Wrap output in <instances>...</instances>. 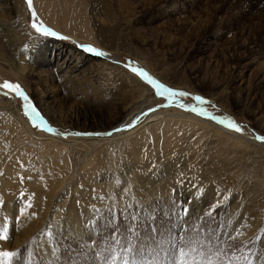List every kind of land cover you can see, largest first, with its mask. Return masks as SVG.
<instances>
[{
    "label": "rangeland",
    "instance_id": "rangeland-1",
    "mask_svg": "<svg viewBox=\"0 0 264 264\" xmlns=\"http://www.w3.org/2000/svg\"><path fill=\"white\" fill-rule=\"evenodd\" d=\"M123 3L108 4L111 20L103 27L115 29L116 42L110 51L99 39L98 46L75 40L33 16L35 0L32 9L27 0H0V25L13 30L9 36L18 44L17 50L5 45L2 57L9 61L0 60V235L9 236L0 241V251L18 253L7 264H262L264 154L233 136L264 147L257 139L264 137L257 123L264 118V0H131L127 5L133 7L132 14L119 9ZM23 9L34 38L40 37L37 41L22 24ZM43 28L48 35L42 34ZM58 44L72 65L73 56L80 60L77 67L70 65L67 71L60 56L50 66L34 59L42 51L55 52ZM88 46L106 55L89 52ZM144 49L153 58H163L166 69L180 63L184 78L194 83L189 88L179 85L173 80L181 76L175 74L166 82L159 79L139 64L136 52L143 55ZM132 67L191 95L168 99L167 93L157 95L155 90L135 91L127 92L124 101L123 92L144 81ZM192 69L200 70V76L191 75ZM88 76L93 91L84 84ZM200 78L211 87H202ZM5 82L19 84L29 100L3 88ZM214 84L222 86L217 90ZM220 92H228L229 99L224 101ZM25 103L30 107L25 109ZM180 113L211 121L234 135L200 121L191 130ZM223 117L232 118L241 131L219 123ZM169 123H180L179 141ZM45 124L53 131L44 130ZM135 127L146 135L136 147L147 154L140 164L141 159L128 155V146L127 151L121 146L120 134ZM77 132L92 135H73ZM62 135L59 147L42 141ZM109 136L113 142L97 149L72 143ZM54 151L60 157L51 160H62L63 166L55 164L50 174L33 173L39 172L35 163L50 159L47 154ZM166 172L172 186L161 192L158 181ZM224 180L230 182L223 186ZM0 264L5 258L0 257Z\"/></svg>",
    "mask_w": 264,
    "mask_h": 264
},
{
    "label": "bare ground",
    "instance_id": "bare-ground-1",
    "mask_svg": "<svg viewBox=\"0 0 264 264\" xmlns=\"http://www.w3.org/2000/svg\"><path fill=\"white\" fill-rule=\"evenodd\" d=\"M114 1V0H113ZM135 1V0H134ZM155 1V0H154ZM109 3H112V0L111 1H103V0H35V14L40 16L43 21L50 25L52 28H55L56 31H60V32H63L64 34L68 35L69 37L75 39V40H82V41H85V42H90L91 44H95V45H100L98 42H97V39H99V41L101 43H104L105 45H109V47H111L109 50L112 51V47L114 46V43H116L114 41V39L112 38L114 35V32H115V29H108V28H105L103 27V25L106 26L107 23L110 22L111 20V14H109V10H108V4ZM127 4H130L131 5V0H124V3L121 5V7L119 8L120 10L123 8L124 9V13L128 14H132L131 11L133 10L132 8L129 9L128 5ZM133 4V3H132ZM139 4V3H138ZM110 5V4H109ZM114 6V5H113ZM112 7V6H111ZM135 7V5H134ZM122 9V10H123ZM2 10V9H1ZM118 11V10H117ZM119 12V11H118ZM1 13V12H0ZM134 13V12H133ZM114 14V13H113ZM112 14V15H113ZM120 14V13H118ZM123 14V13H122ZM21 18H22V24L24 25V28L26 30V32L28 33V35L30 37H32L33 39H35V41H37L40 37L37 36L35 34V38L33 36L34 34V31L33 29L31 28V26L28 24V22L26 21V14H25V11L23 9L22 13H21ZM1 20V19H0ZM2 21V20H1ZM10 23V22H9ZM11 24V23H10ZM2 27H0V60H4V62H8L9 61V58L8 59H5L4 55L2 57V54H4V47L5 45L7 47L11 46V48H15L17 50L18 48V44H15L14 43V40L9 36V32H13V30H9V27L5 24L3 25H0ZM7 31V33H6ZM25 32V31H24ZM6 33V35H5ZM15 33V32H14ZM95 34V35H93ZM2 35V36H1ZM113 35V36H112ZM6 36V38H5ZM34 42V41H33ZM118 44V43H117ZM116 44V45H117ZM122 44L123 46L125 45L124 43H120ZM21 45V44H19ZM60 45L58 44L57 45V50L55 52H51L50 54L47 53V51H42L41 53H38V55L34 58L36 61L39 60L42 64H47V65H51L52 62L54 60H56L59 56L60 58L64 57V59H62L63 61L61 62V66H66L65 68H67V71H68V67L70 65L73 64V60H71L70 58H68L67 56H64L65 55V51L66 49L62 48V47H59ZM20 47V46H19ZM62 48V49H61ZM23 49V48H22ZM126 49V48H125ZM114 51V50H113ZM126 51L128 52V50L126 49ZM32 52V51H31ZM20 53V51L18 52ZM137 55H139L141 57V60H139V64L144 66L145 68H147L151 73H153L154 75H156L159 79L161 80H164L166 82V77H169V75H172V74H175L178 78V75H180L181 77L178 78V80H173L175 81L176 83H178L179 85H183V86H186L187 88H189L194 82H191L190 80L184 78V75L183 73L184 72H181V70H179L181 67H180V63L176 64V65H171V70L169 69H166L165 68V60L162 59H157V58H153L151 57V52L150 51H147L146 49H144V54L142 55L141 53L139 52H136ZM161 53V52H160ZM46 54V55H45ZM30 55V53H29ZM163 56V55H162ZM28 57V56H27ZM82 57H84L82 55ZM73 58L75 59V64L72 65L74 67H77L78 63L80 62L79 59H76V56ZM117 58L113 57L112 58V62L113 63H116L117 61L115 60ZM91 60V59H90ZM95 60V59H94ZM116 61V62H115ZM82 62V61H81ZM96 65H102V62L99 61V60H95ZM152 64V66H151ZM119 66H121L120 64H118ZM179 65V66H178ZM151 68H148L150 67ZM51 68V67H50ZM62 68V67H61ZM115 68H117L115 66ZM118 69L121 70V68L118 67ZM126 69V68H125ZM73 71V70H72ZM178 72V73H176ZM190 74L193 75L195 78L199 77L200 76V70H190ZM86 76V75H85ZM138 76V75H137ZM230 76V75H229ZM139 77V76H138ZM239 77V76H238ZM85 78V81H84V84L87 83L86 85L88 86V91H89V88L93 91V79H90V77L88 76L87 78ZM83 78V79H84ZM203 78V77H202ZM202 78H200V80H198L199 84L204 87H208L210 88L211 85L210 84H204L202 82ZM213 78H215L213 76ZM155 79V78H154ZM102 80V79H101ZM136 80L138 81L139 79L136 78ZM213 80V79H212ZM216 80V79H215ZM104 81V80H103ZM108 81V80H107ZM218 81V80H217ZM216 81V82H217ZM70 82V81H69ZM79 82V81H78ZM145 81H142V83H140L138 81V83H136L135 85H133V87L131 88H128L127 90H125L122 94V99L124 101H127V98H126V94L127 92L128 93H133L135 91H138V92H141V93H149L151 92V90H155V88L150 85V84H146L144 83ZM213 83V82H212ZM66 84V83H65ZM100 84L102 85L101 88H103L104 90L106 89H109L107 88L108 87V84H105V83H101ZM223 84V83H221ZM143 85L146 87L148 86L150 89H148L147 87L144 88ZM216 86H219V88L217 90L220 89V87L222 85L220 84H214ZM66 87V86H65ZM71 87V86H70ZM69 87V88H70ZM77 87V86H76ZM84 87V86H83ZM152 87V88H151ZM69 88H67L69 90ZM225 89H228L229 88V83H227V85L224 86ZM71 89V88H70ZM82 89V88H81ZM84 89V88H83ZM98 89V88H97ZM97 89H95V92L97 91ZM224 89V90H225ZM99 90V89H98ZM117 90V89H116ZM66 91V90H65ZM73 91V90H72ZM102 91V90H101ZM113 91V90H112ZM120 91V90H118ZM255 91V90H254ZM69 92V91H67ZM85 91L82 90V94H85L84 93ZM103 92V91H102ZM115 92V91H114ZM113 92V93H114ZM156 92V90H155ZM74 93V92H73ZM77 93V91H76ZM75 93V94H76ZM78 93H81V92H78ZM91 93V92H90ZM100 93V92H99ZM116 93V92H115ZM222 94L223 97H225L226 100L224 101H227L229 99V97L227 98V93H223V92H220ZM72 94V93H71ZM75 94H72V95H75ZM81 94V95H82ZM80 95V96H81ZM107 95H109L107 93ZM111 97V94L109 95ZM83 97V95H82ZM88 97V95H87ZM100 97V94L97 95V98ZM96 98V97H95ZM11 99V98H10ZM102 99V98H101ZM97 100V99H96ZM93 101V100H92ZM237 101V100H236ZM135 104V103H134ZM123 108H127V110L130 108L129 106L123 104ZM124 109V110H125ZM13 110L15 111V114L16 116L18 117V114H17V111L13 108ZM191 115V114H190ZM188 113L187 114H182L180 113V119L184 122V124H186L188 126L189 129L191 130H194L197 126H198V123L197 121H200V122H204L212 127H214L215 129H217L218 131L222 132V133H227L229 136H233L234 133L233 132H228V131H225L224 129H222L221 127L219 126H216L214 124H211L210 122H205L203 120H199L197 118H194L192 116H190ZM195 115V114H194ZM19 118V117H18ZM24 123V122H23ZM258 124L261 125V129L264 130V118L260 117L257 121ZM113 124V122H112ZM179 125L180 123H176L175 125L172 124V123H169V127H171V131L175 132L176 133V138L177 140L179 141L180 140V128H179ZM25 125H23V128H24ZM28 127V126H27ZM28 129L30 131H32V129H30V127H28ZM138 129H141L139 127H135V128H131V131H128L129 129H127L125 132L123 131L122 135L120 134V136H122V141L124 142V144H122L121 146L123 147L122 148V151H124V149L127 151L128 150V147L130 148L129 152H128V155L133 157V159L136 158V160H139L141 159V161H138L139 164L142 163L143 161L145 162V159L144 155L143 156V153L138 149L136 148L138 145L142 144L145 140V132L144 131H138ZM178 130V131H177ZM196 130V129H195ZM128 131V132H127ZM138 131V132H137ZM177 132H179V134H177ZM118 134V135H119ZM54 137V136H53ZM61 137L65 138L64 135L60 136V137H56V138H52V137H44L42 139V141H50V144L52 143H56V146H60L61 145V142L58 141V139H60ZM140 137V138H139ZM233 137H236L237 139H239V141H242L243 143L245 142L249 144V146L253 145L256 148L252 147L253 149H255L257 152L261 153V154H264V147L259 146V145H256L255 142H251L249 143L248 141L245 140V138L243 137H238V134L237 136L234 135ZM38 139V138H37ZM83 140H72V143H74L75 145H78V146H86L88 145L89 147H93V148H101L102 145L104 143H108V142H113V138L111 139V137H106V139L104 140L103 138L102 139H98L96 141H93V140H86L85 138H82ZM249 139V138H248ZM247 139V140H248ZM58 141V142H57ZM176 141V140H175ZM174 141V142H175ZM42 142V143H43ZM251 144V145H250ZM46 145L49 146V144L46 143ZM112 146H117L119 147V145H112ZM128 146V147H127ZM248 146V147H249ZM96 148V149H97ZM53 151V150H52ZM93 152V150H92ZM46 153H49L48 150H46ZM91 153V152H90ZM111 154V153H110ZM46 155V154H45ZM58 153H56L55 151L53 153H50V154H47V156H49L50 159H42V160H39V161H35V165H38L39 166V169L38 171L39 172H36L34 171L33 173H36L38 175H40V172L42 170H45L46 174L49 173V171L51 173H53V170H52V166H53V169H54V165L57 164V165H62V160L61 161H56V158L55 160H51V159H54L52 158L53 156L57 157ZM77 156V155H76ZM96 156V155H95ZM104 156V155H103ZM102 154H99L97 156V158L101 157V159L103 158ZM172 156V155H171ZM60 157V156H59ZM74 157V156H72ZM65 158V157H63ZM71 158V157H70ZM94 158V156H91L89 158V160H87L88 162L92 161ZM130 158V157H129ZM72 159V158H71ZM132 160V162H134ZM64 161V160H63ZM77 161V160H76ZM80 162V161H79ZM131 162V163H132ZM71 163H73L71 161ZM136 163V162H135ZM138 164V165H139ZM137 165V164H135ZM144 165V164H143ZM141 164V169H144V172H145V169L146 166L144 165L143 166ZM63 166V165H62ZM8 165H4V168L7 169L6 172L9 170L8 169ZM79 167V166H78ZM85 167V166H84ZM138 167V166H137ZM2 168V166H1ZM50 168V169H49ZM140 168V167H139ZM28 170V168L26 169ZM25 170V171H26ZM80 171V170H79ZM83 171V170H82ZM5 172V173H6ZM10 173V172H9ZM100 173V172H99ZM137 173V172H136ZM20 174V173H19ZM28 174V173H27ZM26 174V175H27ZM50 174V173H49ZM92 174V173H91ZM163 174V173H162ZM143 175V174H142ZM154 175H157V172L154 173ZM52 176V175H51ZM22 177V176H20ZM24 177V176H23ZM27 177V176H26ZM25 177V178H26ZM80 177V176H79ZM170 174L166 172V177L165 179H162V180H159L158 183H160L161 185L158 186L159 190H161V192H164L165 190H167L168 188H170V186H172V180L170 179ZM80 179V178H79ZM37 180V178H36ZM145 181V180H144ZM150 181V180H149ZM228 180H224L221 185L225 186V184H227ZM148 183V182H147ZM157 189V188H156ZM25 220V219H23Z\"/></svg>",
    "mask_w": 264,
    "mask_h": 264
},
{
    "label": "snow or ice",
    "instance_id": "snow-or-ice-1",
    "mask_svg": "<svg viewBox=\"0 0 264 264\" xmlns=\"http://www.w3.org/2000/svg\"><path fill=\"white\" fill-rule=\"evenodd\" d=\"M27 5L29 7V9H32V0H27ZM33 16H35V12L33 11ZM32 27L34 29H36L37 32H41V28L37 27L36 23L32 24ZM42 34L43 35H48L49 34V30L47 28H43L42 30ZM88 51L89 52H95L96 55L98 56H104L106 55V53L99 51L97 49H95L92 46H88ZM131 66V62H129L128 64L125 65V67H130ZM132 72L136 73L142 80H144L145 82H147L148 84H151L155 90H156V94L157 95H164L165 93L168 94V99H171L173 96L179 95L181 97H187L190 96V93L184 92V91H177V90H173L171 88L166 87L165 85H163L162 83L158 82L156 79H154L151 75H149L146 71H144L143 69H139L136 67H132L131 68ZM3 88L5 89H10L13 90L16 94V96H18L19 98H21L23 101H28L29 98L25 95L23 89L20 87L19 84H12V83H8L5 82L2 85ZM5 95H7V93H4ZM193 99L201 101L202 103L205 102L204 98L200 97V96H195L193 97ZM23 107L25 109L29 108L30 105L28 103H25L23 105ZM181 107H184V105H181ZM193 111H195V109H192ZM150 111H155V109H151ZM33 112V116L36 115V110L33 108L32 109ZM204 110L201 109V114H203ZM219 123L224 124L227 128H230L233 131L236 132H240L241 131V125L237 124L232 118L230 117H223L222 119L218 120ZM37 127H39L37 125ZM44 130H47L49 132L53 131V129L51 127H49L47 124H45V128ZM73 135H92V133H73ZM257 139H260L261 141H264V137H257ZM3 201L2 199H0V204H2ZM185 214H187V210L185 209ZM239 235H243V233H240ZM9 239L8 234L5 232L4 235H0V241H7ZM232 240L237 239V237H231ZM95 243V242H94ZM18 255L17 252H12V251H0V257L5 258V264H7V261L10 260L11 258H13L14 256ZM35 255V253H34ZM247 259V258H245ZM256 259H259V256L256 257ZM20 264H22V262H20ZM42 264V262H41ZM251 264V262H250ZM262 264H264V262H262Z\"/></svg>",
    "mask_w": 264,
    "mask_h": 264
}]
</instances>
